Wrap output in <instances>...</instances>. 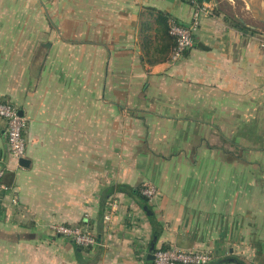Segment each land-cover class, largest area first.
Masks as SVG:
<instances>
[{"label": "crops", "instance_id": "1", "mask_svg": "<svg viewBox=\"0 0 264 264\" xmlns=\"http://www.w3.org/2000/svg\"><path fill=\"white\" fill-rule=\"evenodd\" d=\"M198 1L212 12L173 61L162 28L189 24L187 0H0V99L26 118L28 159L0 118V264H154L121 184L155 187V249L264 264V45Z\"/></svg>", "mask_w": 264, "mask_h": 264}, {"label": "built area", "instance_id": "2", "mask_svg": "<svg viewBox=\"0 0 264 264\" xmlns=\"http://www.w3.org/2000/svg\"><path fill=\"white\" fill-rule=\"evenodd\" d=\"M192 6L191 19L188 25H182L173 17L168 18L169 32L175 37V43L172 46L169 58L173 61L178 60L193 42V32L197 29L201 17L210 15L213 9L211 3H203L198 0H187ZM261 45H264V33L259 35ZM0 118L5 120V136L10 155L19 160L25 154L24 129L26 127V118L19 113L18 108L11 102L0 99ZM3 171L0 170V178ZM3 187V184H0ZM141 192L149 199L156 196L154 186L146 185L142 187ZM13 202L17 198L13 196ZM104 218L110 219V214L105 213ZM49 228L54 234L69 237L79 246H93L96 243L95 235L89 230L87 225H67L62 223H50ZM154 264H211L212 253L200 249H184L176 246L168 248H158L153 251Z\"/></svg>", "mask_w": 264, "mask_h": 264}, {"label": "trees", "instance_id": "3", "mask_svg": "<svg viewBox=\"0 0 264 264\" xmlns=\"http://www.w3.org/2000/svg\"><path fill=\"white\" fill-rule=\"evenodd\" d=\"M167 21H168V18H167ZM235 24L241 30H248L249 32L254 31L251 27L246 26L245 24H243L240 21L236 22ZM162 36L165 39V45L167 43H169V44H171V48H172V46L175 43V37L169 32L168 23H167V26L162 28ZM141 189H142V187H140V186L134 188V187H129L127 185H122V184L118 187V190L124 191L125 193L133 196L136 199L138 205L148 215L150 222H151V225H152V228L154 230V235L157 237L159 235V232H160V225L156 219L155 213L152 210V205L150 203L151 199L144 196L141 192ZM110 191H111V189H110ZM154 250H156V249L153 246L152 251H154ZM211 264H251V263H247L244 260L239 259L237 257H231V258L219 259L217 261L212 262Z\"/></svg>", "mask_w": 264, "mask_h": 264}, {"label": "rangeland", "instance_id": "4", "mask_svg": "<svg viewBox=\"0 0 264 264\" xmlns=\"http://www.w3.org/2000/svg\"><path fill=\"white\" fill-rule=\"evenodd\" d=\"M213 2L215 3L214 7L221 11L229 21H240L251 27L254 31L250 32L256 33L258 39L260 38L259 35L264 33V24L252 15L244 0H213Z\"/></svg>", "mask_w": 264, "mask_h": 264}, {"label": "water", "instance_id": "5", "mask_svg": "<svg viewBox=\"0 0 264 264\" xmlns=\"http://www.w3.org/2000/svg\"><path fill=\"white\" fill-rule=\"evenodd\" d=\"M245 3L247 4L250 12L252 15L262 24H264V0H244ZM19 113L22 114V112L19 110ZM20 165H26L28 164V159L25 157H22L18 160ZM156 240V237L154 236L152 241H151V250L150 253L147 255L148 258L153 259L154 254L152 251L153 244Z\"/></svg>", "mask_w": 264, "mask_h": 264}]
</instances>
